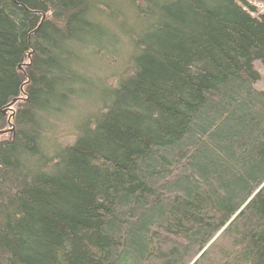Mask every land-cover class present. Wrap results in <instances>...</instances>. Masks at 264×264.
<instances>
[{
  "label": "trees",
  "instance_id": "1",
  "mask_svg": "<svg viewBox=\"0 0 264 264\" xmlns=\"http://www.w3.org/2000/svg\"><path fill=\"white\" fill-rule=\"evenodd\" d=\"M124 2L110 87L87 68L115 48L114 1L0 0V264H264V14ZM82 101L56 145L52 118Z\"/></svg>",
  "mask_w": 264,
  "mask_h": 264
},
{
  "label": "rangeland",
  "instance_id": "2",
  "mask_svg": "<svg viewBox=\"0 0 264 264\" xmlns=\"http://www.w3.org/2000/svg\"><path fill=\"white\" fill-rule=\"evenodd\" d=\"M114 1L113 6L117 8L120 7V12L117 11V18L112 19L113 24L106 22L110 27V30H113L117 35V40L115 38L116 44L114 47H111L110 50H100L98 52V56H94L90 54V60L88 64V72L90 73V77L95 81V85H105L112 87L118 82L121 77L126 76L127 74L125 66H127L128 61L130 59V52L132 51L131 46L122 38L123 34H119L118 29L122 26H127L128 20H131V14L128 9V4L126 2H122V0H112ZM247 4L249 9L252 11V15L254 17H259L264 14V3H257L247 0ZM120 13V14H119ZM100 14V13H99ZM104 15L100 14L98 18L101 21H105L103 19ZM107 21V20H106ZM112 32V31H111ZM112 32V33H113ZM113 33V34H114ZM253 68L258 74V81L254 83V89L258 91H264V68L258 63H253ZM25 70L23 68L22 74H24ZM95 100L98 101V94H94ZM94 104H90L87 101H82L75 104L73 108H70L65 113L60 114L57 117L52 118L50 124V128H48V138L56 145L63 146L65 144L71 143V141L76 136L77 126L79 121L92 114L94 111ZM16 107H14V110ZM100 109V108H99ZM8 115L5 116L4 128L2 131H6L10 129L7 125ZM0 131V132H2ZM12 138V133L0 135V143L3 141L10 140Z\"/></svg>",
  "mask_w": 264,
  "mask_h": 264
},
{
  "label": "water",
  "instance_id": "3",
  "mask_svg": "<svg viewBox=\"0 0 264 264\" xmlns=\"http://www.w3.org/2000/svg\"><path fill=\"white\" fill-rule=\"evenodd\" d=\"M14 103H15V100H14L11 104H14ZM11 131H12V129L9 130V132H11ZM6 132H7V131H5V132L2 131V132H0V134L2 135V134H5Z\"/></svg>",
  "mask_w": 264,
  "mask_h": 264
}]
</instances>
